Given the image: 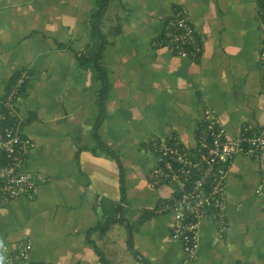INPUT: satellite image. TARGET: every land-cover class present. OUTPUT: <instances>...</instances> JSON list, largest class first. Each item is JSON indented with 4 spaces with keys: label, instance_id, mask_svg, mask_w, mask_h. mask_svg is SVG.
Instances as JSON below:
<instances>
[{
    "label": "crops",
    "instance_id": "obj_1",
    "mask_svg": "<svg viewBox=\"0 0 264 264\" xmlns=\"http://www.w3.org/2000/svg\"><path fill=\"white\" fill-rule=\"evenodd\" d=\"M179 7L202 43L196 60L161 42ZM257 7L258 0H0V101L27 75L17 109L34 143L23 168L37 183L32 198L0 207V243L29 239L32 264H264L253 160L230 163L226 229L203 217L192 260L170 238L172 215L157 211L171 188L149 182L151 142L174 135L192 147L206 105L231 135L264 120ZM114 205L116 221L101 234L97 225L115 215Z\"/></svg>",
    "mask_w": 264,
    "mask_h": 264
},
{
    "label": "built area",
    "instance_id": "obj_2",
    "mask_svg": "<svg viewBox=\"0 0 264 264\" xmlns=\"http://www.w3.org/2000/svg\"><path fill=\"white\" fill-rule=\"evenodd\" d=\"M257 17L258 64L264 89V0H258ZM161 42L180 57L196 60L202 51V43L183 7L173 10ZM26 78L21 74L0 101V207L20 196L32 198L37 191L35 179L23 168L34 143L22 134L23 119L17 109ZM150 148L156 155V163L149 172L150 184L166 183L171 188V194L161 201L157 211L172 215L170 238L180 243L187 259L197 255L203 217L213 219L219 231L226 229L225 179L234 158L242 156L255 162L257 182L253 192L264 211V120L255 127L242 125L237 134L231 135L215 110L206 105L192 147L169 135L153 140ZM30 250L29 239L2 242L0 264H32Z\"/></svg>",
    "mask_w": 264,
    "mask_h": 264
},
{
    "label": "trees",
    "instance_id": "obj_3",
    "mask_svg": "<svg viewBox=\"0 0 264 264\" xmlns=\"http://www.w3.org/2000/svg\"><path fill=\"white\" fill-rule=\"evenodd\" d=\"M104 3L101 2L99 4V7L97 9V12H96V18L99 19L101 17V15L103 14V11H104ZM100 54L97 52L94 56V66L96 68V71H97V77L98 79L100 80L101 82V87L99 89V98H98V102L99 104H102L103 100H104V96H105V93H106V79H105V72L104 70L102 69V67L98 64L97 62V59L99 58ZM120 210V207L119 205H114V208L112 209V212L115 213V215L113 214V216H110L108 215V217L101 223H99L97 225V228L99 229L100 233H104L105 231H107V229L116 221V213ZM103 262H105L103 260ZM144 263L148 264L147 261H144Z\"/></svg>",
    "mask_w": 264,
    "mask_h": 264
},
{
    "label": "rangeland",
    "instance_id": "obj_4",
    "mask_svg": "<svg viewBox=\"0 0 264 264\" xmlns=\"http://www.w3.org/2000/svg\"><path fill=\"white\" fill-rule=\"evenodd\" d=\"M129 262H130V264H132V263H131V262H132V260H130Z\"/></svg>",
    "mask_w": 264,
    "mask_h": 264
}]
</instances>
